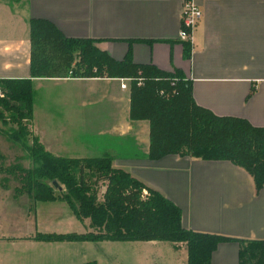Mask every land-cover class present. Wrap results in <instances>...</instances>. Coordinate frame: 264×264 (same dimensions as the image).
Wrapping results in <instances>:
<instances>
[{
	"label": "crops",
	"instance_id": "1",
	"mask_svg": "<svg viewBox=\"0 0 264 264\" xmlns=\"http://www.w3.org/2000/svg\"><path fill=\"white\" fill-rule=\"evenodd\" d=\"M194 1L203 17L186 57L179 36L183 0H0V78L30 76L31 20L43 19L66 37L93 39L117 60L129 57L137 64L179 72L191 83L200 106L264 127V0ZM122 79L35 78L31 131L56 155L110 153L116 168L179 205L185 228L235 239L218 245L212 264H239L236 239L264 240V186L258 191L253 177L228 160L181 155L149 159L150 123L130 119V83L123 88ZM56 108L62 110L59 116ZM81 130L110 135L119 144L100 148L98 140L69 150L66 138ZM123 142L130 144L127 154L120 152ZM47 243L61 248L74 244Z\"/></svg>",
	"mask_w": 264,
	"mask_h": 264
},
{
	"label": "trees",
	"instance_id": "2",
	"mask_svg": "<svg viewBox=\"0 0 264 264\" xmlns=\"http://www.w3.org/2000/svg\"><path fill=\"white\" fill-rule=\"evenodd\" d=\"M30 29V76L0 78V121L8 126L0 127V131L27 152L32 166H4L6 156L0 151V172L21 181L15 187V195L26 192L36 202L63 200L78 219L89 218L94 229L80 234H40L36 240L184 242L187 264H212L218 245L235 240L233 237L185 228L181 207L131 172L116 168L110 153L69 157L56 155L45 147L29 127L34 118V79L132 78L130 119L150 123L149 159L181 155L228 160L253 177L258 191L264 186V127L254 126L245 118L220 116L200 106L191 83L179 72L167 73L154 65L137 64L129 57L117 60L98 48L93 39L66 37L48 20L32 19ZM184 52L186 57L191 56L190 41L184 42ZM69 67L71 75L60 74ZM139 78H143L141 85ZM2 180L8 182L9 178L4 176ZM55 180L64 186L59 194H55ZM100 181L107 183L103 201L98 199ZM236 240L240 243L239 264H264V240Z\"/></svg>",
	"mask_w": 264,
	"mask_h": 264
},
{
	"label": "rangeland",
	"instance_id": "3",
	"mask_svg": "<svg viewBox=\"0 0 264 264\" xmlns=\"http://www.w3.org/2000/svg\"><path fill=\"white\" fill-rule=\"evenodd\" d=\"M71 69L69 67L68 71L60 74L71 75ZM55 110L58 116L62 114L61 109ZM0 127L8 128L1 121ZM85 131L71 132V139L66 138L70 143L69 150L75 151L77 144L90 147L98 140L100 148L107 143L119 144V140L110 135L99 137ZM129 149V142H123L120 152L127 154ZM0 151L6 156L4 166L18 163L27 168L32 166L27 152L19 144L9 141L1 131ZM4 176L9 178L8 182L2 180ZM106 184L100 181L97 186L100 201L104 200ZM20 185L21 181L12 174L0 172V264H81L89 261H95L96 264H187L188 252L184 242L159 241L150 244L148 241H84L62 248L57 243L46 241L32 244V241H38L36 238L40 234H80L94 229L89 218L77 219L63 200L36 202L26 192L14 195L15 187ZM59 190L56 188L55 194H59ZM144 195H148V191L147 194L144 191Z\"/></svg>",
	"mask_w": 264,
	"mask_h": 264
},
{
	"label": "built area",
	"instance_id": "4",
	"mask_svg": "<svg viewBox=\"0 0 264 264\" xmlns=\"http://www.w3.org/2000/svg\"><path fill=\"white\" fill-rule=\"evenodd\" d=\"M203 17V11L194 0H183V11L181 19V28L179 32L180 40L192 41L193 31L196 25ZM122 87L127 88L128 82L131 83L132 78H123ZM139 85L143 83V78H139ZM3 93L0 91V97ZM147 194V190H145Z\"/></svg>",
	"mask_w": 264,
	"mask_h": 264
},
{
	"label": "water",
	"instance_id": "5",
	"mask_svg": "<svg viewBox=\"0 0 264 264\" xmlns=\"http://www.w3.org/2000/svg\"><path fill=\"white\" fill-rule=\"evenodd\" d=\"M54 185H55L56 188L62 190V186L58 183V181L55 180L54 181Z\"/></svg>",
	"mask_w": 264,
	"mask_h": 264
}]
</instances>
